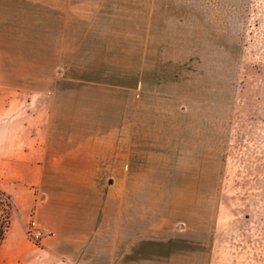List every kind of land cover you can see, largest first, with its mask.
<instances>
[{"label": "rangeland", "instance_id": "374dc122", "mask_svg": "<svg viewBox=\"0 0 264 264\" xmlns=\"http://www.w3.org/2000/svg\"><path fill=\"white\" fill-rule=\"evenodd\" d=\"M71 12L83 47L51 71L63 80L59 121L93 138L108 174L127 136L124 173L147 176L162 221L191 230L205 251L210 239L209 263L205 252L189 264H264V0H77ZM2 188L0 221L12 212ZM34 210L27 244L4 238L0 264L56 263L36 251L56 232Z\"/></svg>", "mask_w": 264, "mask_h": 264}, {"label": "crops", "instance_id": "0c3cea01", "mask_svg": "<svg viewBox=\"0 0 264 264\" xmlns=\"http://www.w3.org/2000/svg\"><path fill=\"white\" fill-rule=\"evenodd\" d=\"M76 3L0 0V71L33 72L24 82L0 79V183L12 200L2 246L27 244L34 208L38 222L56 232L36 251L55 264H189L205 252L209 263L210 239L205 251L191 230L164 223L148 202L157 194L148 192L147 176L124 173L132 146L127 136L108 174L106 162L93 159L102 150L93 138L77 128L68 132L59 121L63 80L53 79L51 71L83 47L82 32L67 25ZM68 134L74 137L68 140Z\"/></svg>", "mask_w": 264, "mask_h": 264}, {"label": "trees", "instance_id": "16d2710c", "mask_svg": "<svg viewBox=\"0 0 264 264\" xmlns=\"http://www.w3.org/2000/svg\"><path fill=\"white\" fill-rule=\"evenodd\" d=\"M1 196H6V197H8L6 194H5V192H3L2 190H0V203H2L3 201L1 200L2 198H1ZM9 198V197H8ZM8 205V207L9 208H11L12 206H11V203L9 204V202L7 203ZM6 210V209H5ZM8 211V210H7ZM6 211V212H7ZM9 211L6 213V215L2 218V220L0 221V246H1V244H2V242H3V240H4V238H5V231L7 230V228H8V225H6V224H8L9 223V217H10V215H9Z\"/></svg>", "mask_w": 264, "mask_h": 264}, {"label": "built area", "instance_id": "2783aa9c", "mask_svg": "<svg viewBox=\"0 0 264 264\" xmlns=\"http://www.w3.org/2000/svg\"><path fill=\"white\" fill-rule=\"evenodd\" d=\"M48 234H51V231H49ZM28 235L30 236V238L32 240L39 241V240H41V238L45 234L42 231V229H40L39 227H37L36 226V223L33 221L32 226H30V228H28Z\"/></svg>", "mask_w": 264, "mask_h": 264}]
</instances>
